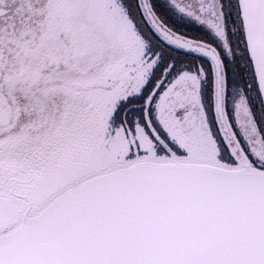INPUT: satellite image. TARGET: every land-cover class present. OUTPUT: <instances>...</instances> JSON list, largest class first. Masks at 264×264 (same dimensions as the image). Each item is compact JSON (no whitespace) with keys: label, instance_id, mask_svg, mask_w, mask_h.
Returning a JSON list of instances; mask_svg holds the SVG:
<instances>
[{"label":"snow or ice","instance_id":"6c2138e0","mask_svg":"<svg viewBox=\"0 0 264 264\" xmlns=\"http://www.w3.org/2000/svg\"><path fill=\"white\" fill-rule=\"evenodd\" d=\"M0 264H264V0H0Z\"/></svg>","mask_w":264,"mask_h":264}]
</instances>
